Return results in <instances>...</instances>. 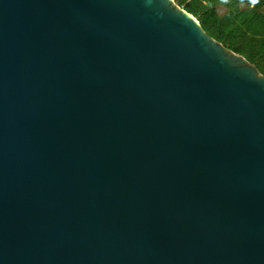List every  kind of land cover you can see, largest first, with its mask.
<instances>
[{
    "label": "water",
    "instance_id": "water-1",
    "mask_svg": "<svg viewBox=\"0 0 264 264\" xmlns=\"http://www.w3.org/2000/svg\"><path fill=\"white\" fill-rule=\"evenodd\" d=\"M0 264H264V75L175 0H0Z\"/></svg>",
    "mask_w": 264,
    "mask_h": 264
},
{
    "label": "trees",
    "instance_id": "trees-1",
    "mask_svg": "<svg viewBox=\"0 0 264 264\" xmlns=\"http://www.w3.org/2000/svg\"><path fill=\"white\" fill-rule=\"evenodd\" d=\"M204 30L264 75V0H175Z\"/></svg>",
    "mask_w": 264,
    "mask_h": 264
}]
</instances>
